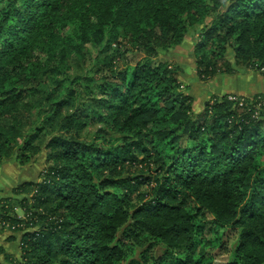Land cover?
<instances>
[{"label": "trees", "instance_id": "trees-1", "mask_svg": "<svg viewBox=\"0 0 264 264\" xmlns=\"http://www.w3.org/2000/svg\"><path fill=\"white\" fill-rule=\"evenodd\" d=\"M192 34L201 79L238 66L264 74V0H0V163L46 154L41 181L0 199V230L21 233L22 254L7 255L9 264H120L135 247L151 252L152 264H194L177 255L195 250L209 225L238 230L225 264H264V106L255 117L252 98L239 96L240 107L214 95L197 120L182 71L160 56ZM82 50L119 68L97 81L82 75L102 98L72 110L76 81L69 99L53 84L65 57ZM121 56L134 58L121 66ZM36 95L32 123L26 104ZM109 104L115 114L99 121L123 141L84 140L95 120L89 107Z\"/></svg>", "mask_w": 264, "mask_h": 264}, {"label": "rangeland", "instance_id": "rangeland-1", "mask_svg": "<svg viewBox=\"0 0 264 264\" xmlns=\"http://www.w3.org/2000/svg\"><path fill=\"white\" fill-rule=\"evenodd\" d=\"M23 10V9H22ZM200 41L199 34H192L187 37V39L184 41V43L176 48H172L167 51H161L160 56L162 58H165L170 64L175 65L177 68H179L182 71V75L180 76V81L182 82L181 90L185 92V94L190 96H195L194 98V113L197 120H201L199 116L202 115L205 108V103L208 101L211 96L206 98L203 101H200V97H203V95L208 91L215 90V87H217V84L219 81L214 80L217 76H215L212 79H201L199 76H197L196 72V57L194 55V50L197 46L196 42ZM209 48H216L215 45L211 44ZM3 50V45L0 46V50ZM91 52H97V49L90 48ZM123 50V49H122ZM86 50H82L80 52V56L78 53L76 54H68L66 58V71L63 74L61 80H57L53 85L58 87L59 91L61 92L62 96L66 95V98L69 99L73 96V109L75 110L81 103H85L88 100H91L90 98H102L101 93H94L92 95L89 94L91 92L86 84L85 81L82 80V75H86L88 77L89 81H97L100 78H103L106 73L110 70V68L118 67L119 65L114 61V65L107 63L108 65L105 67H102L92 59L89 58V56H85L84 53ZM123 54V53H122ZM120 65L124 66V63H127L129 58H134L133 56H121ZM231 59V56H229ZM140 59V57H136V60ZM233 61V59H232ZM27 66V65H24ZM11 69V67L8 68V70ZM236 72H244V71H257L255 69H248L242 66H238L235 68ZM30 71H27L25 74H23L20 77V81L17 84H21L24 82H27L29 78H31L29 75H27ZM196 72V73H195ZM20 75V74H19ZM18 75V76H19ZM80 76V77H79ZM78 78V79H77ZM48 84H51L49 79H47ZM75 82V86L80 89L79 95H72L70 96V92L68 95V87L73 82ZM43 82L45 83L46 80L43 79ZM42 85L43 86V83ZM255 83V85L261 89L264 87V79L262 81H252ZM225 84H228V81L225 82ZM186 85V86H185ZM39 84H34L33 87H38ZM264 90V89H263ZM100 91V90H99ZM189 91V92H188ZM38 92V91H37ZM42 94V93H41ZM243 96L236 93H226L223 95L218 96ZM256 95V94H255ZM253 95V96H255ZM259 96H263L264 98V92L257 94ZM75 96V97H74ZM253 96H243V97H249L253 98ZM42 98L41 95H36L33 97H30L27 100L26 106L29 108L30 112H32L31 115V122L32 123H38L37 116L40 112L39 105L37 104V107L34 109V106L38 101H40ZM111 105H106L103 107L100 111L99 108L96 106H90L87 113H91L95 120L90 123L86 129L80 134V136L91 143H100L103 146L107 147H114L117 144H119L123 139L125 138V135L119 133L116 131L107 121L100 122L99 116L100 115H114ZM196 108V110H195ZM264 163V159L263 162ZM46 167V154L43 152L39 156L29 160L25 164H20L19 161V155L14 154L11 158L3 160L2 163H0V199L4 198H21L23 195H16L15 189L27 182V181H41V173ZM33 193V192H32ZM30 193V195L32 194ZM29 195V196H30ZM28 196V195H27ZM244 209L242 210V212ZM19 214L23 215V212L21 210L17 211ZM206 217L209 218V220H213V216L209 213H205ZM216 227L209 225L208 228L205 230V232L199 236V239L196 243L195 250H192L190 252L188 251H181L177 255V257L186 259V256L188 254L191 255V258L194 259V264H225L229 260L233 258L232 256V249L237 245L239 233L237 229L232 228H224L219 233H215ZM11 236H16L15 239H10ZM211 241L213 245L209 246L207 244V241ZM21 244V233H14L9 231L8 229H2L0 230V247L4 248V252L0 253V262L2 264H9L7 261V255L9 254H15L20 256L22 254V250L20 248ZM156 254L160 253V247H155ZM204 253H210L205 255L203 260L199 262V254ZM141 248L137 249L135 247L134 251L128 252V254L123 258L120 264H130L131 261H138L140 264H152L155 260L151 257V252L148 254L140 253ZM162 254V253H161Z\"/></svg>", "mask_w": 264, "mask_h": 264}, {"label": "crops", "instance_id": "crops-1", "mask_svg": "<svg viewBox=\"0 0 264 264\" xmlns=\"http://www.w3.org/2000/svg\"><path fill=\"white\" fill-rule=\"evenodd\" d=\"M255 79L256 81H262L264 79V74L254 70L238 72L232 75L220 74V76H217L214 79L216 81H219L217 87H215V90L206 92L203 97H200V101H203V99L205 100L206 98L210 97V94H212V96H218L226 93H236L243 96H253L255 94L264 92V87L263 89H261L252 82ZM226 81H228L227 85L225 84Z\"/></svg>", "mask_w": 264, "mask_h": 264}, {"label": "built area", "instance_id": "built-area-1", "mask_svg": "<svg viewBox=\"0 0 264 264\" xmlns=\"http://www.w3.org/2000/svg\"><path fill=\"white\" fill-rule=\"evenodd\" d=\"M230 100L232 101H238V105L240 107H242L244 105V99H240V97H237V96H229L228 97ZM252 104H255V108H256V112H255V117L258 116V112H260V109L262 106H264V98L263 96H257L256 98H252L251 101H250Z\"/></svg>", "mask_w": 264, "mask_h": 264}]
</instances>
